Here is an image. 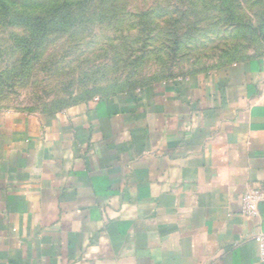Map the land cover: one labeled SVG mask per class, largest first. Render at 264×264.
Returning <instances> with one entry per match:
<instances>
[{
  "label": "crops",
  "instance_id": "1",
  "mask_svg": "<svg viewBox=\"0 0 264 264\" xmlns=\"http://www.w3.org/2000/svg\"><path fill=\"white\" fill-rule=\"evenodd\" d=\"M264 56L55 112L0 107V264H264Z\"/></svg>",
  "mask_w": 264,
  "mask_h": 264
},
{
  "label": "rangeland",
  "instance_id": "2",
  "mask_svg": "<svg viewBox=\"0 0 264 264\" xmlns=\"http://www.w3.org/2000/svg\"><path fill=\"white\" fill-rule=\"evenodd\" d=\"M75 1L2 0L0 107L61 111L264 56V0Z\"/></svg>",
  "mask_w": 264,
  "mask_h": 264
},
{
  "label": "built area",
  "instance_id": "3",
  "mask_svg": "<svg viewBox=\"0 0 264 264\" xmlns=\"http://www.w3.org/2000/svg\"><path fill=\"white\" fill-rule=\"evenodd\" d=\"M263 195L258 191H249L240 198L241 214L246 218H256L258 216V204L262 201ZM255 241L259 247V259L264 263V231L259 232Z\"/></svg>",
  "mask_w": 264,
  "mask_h": 264
},
{
  "label": "trees",
  "instance_id": "4",
  "mask_svg": "<svg viewBox=\"0 0 264 264\" xmlns=\"http://www.w3.org/2000/svg\"><path fill=\"white\" fill-rule=\"evenodd\" d=\"M56 3V2H54ZM52 3V4H54ZM81 3H84V0H81V1H75V2H65L64 4H61V6H70V5H73V4H81ZM0 9L3 10V11H7V8L4 4V2H2V0H0ZM57 9H58V6L57 8H53L52 11H51V15H54L55 13H57ZM38 17H34L35 20H39L40 19V16L37 15ZM149 86V85H148ZM130 91H133V90H130ZM129 92V91H127Z\"/></svg>",
  "mask_w": 264,
  "mask_h": 264
}]
</instances>
